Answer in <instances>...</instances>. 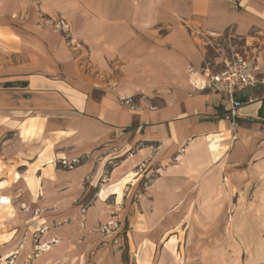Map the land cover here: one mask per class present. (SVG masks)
I'll use <instances>...</instances> for the list:
<instances>
[{
	"label": "crops",
	"instance_id": "1",
	"mask_svg": "<svg viewBox=\"0 0 264 264\" xmlns=\"http://www.w3.org/2000/svg\"><path fill=\"white\" fill-rule=\"evenodd\" d=\"M257 1L0 0V147L12 146L11 131L23 140V128L34 127L36 145L25 150L38 156L34 163L62 152L110 159L129 139L177 147L196 137L208 142L212 161L220 159L214 163L227 155L230 166L251 156L256 143L264 160V85L242 94L233 128L225 96L202 90L205 75L188 68L191 61L203 67L189 30L264 44V0ZM87 58L114 59L121 64L117 81L131 86L102 87L95 82L102 75L85 70ZM174 75L184 82L169 102L124 103ZM235 132L237 140L225 136Z\"/></svg>",
	"mask_w": 264,
	"mask_h": 264
},
{
	"label": "rangeland",
	"instance_id": "2",
	"mask_svg": "<svg viewBox=\"0 0 264 264\" xmlns=\"http://www.w3.org/2000/svg\"><path fill=\"white\" fill-rule=\"evenodd\" d=\"M189 34L197 38L201 65L215 70L258 43L246 45L233 33ZM86 61V71L102 75L95 81L102 87L127 86L117 81L121 64L114 59ZM183 82L158 78L123 101L161 105ZM11 134L12 146L0 147V264H264V160L257 143L251 156L230 166L227 155L212 161L203 137L177 147L129 139L110 159L62 152L34 163L38 156L25 152L36 145L34 127L23 128V140ZM233 134L225 136L237 140ZM0 138L1 146V132ZM62 158L80 162L71 168Z\"/></svg>",
	"mask_w": 264,
	"mask_h": 264
},
{
	"label": "built area",
	"instance_id": "3",
	"mask_svg": "<svg viewBox=\"0 0 264 264\" xmlns=\"http://www.w3.org/2000/svg\"><path fill=\"white\" fill-rule=\"evenodd\" d=\"M63 24L61 21L57 25ZM224 62V67L220 69L215 70L208 64L200 69L192 68L191 73L205 75L202 90L225 96L230 108L232 126L236 128L239 126L237 119L239 109L245 100L242 94L264 85V44L257 43L254 46L250 45V48L246 46L243 52H233L231 57L224 59ZM253 100L252 95H247L246 101ZM60 161L71 168L80 162L78 158H62Z\"/></svg>",
	"mask_w": 264,
	"mask_h": 264
},
{
	"label": "water",
	"instance_id": "4",
	"mask_svg": "<svg viewBox=\"0 0 264 264\" xmlns=\"http://www.w3.org/2000/svg\"><path fill=\"white\" fill-rule=\"evenodd\" d=\"M262 116L264 117V101H263V107H262Z\"/></svg>",
	"mask_w": 264,
	"mask_h": 264
}]
</instances>
